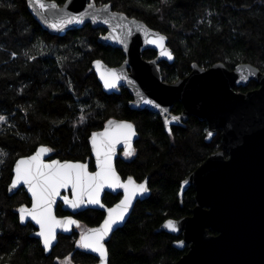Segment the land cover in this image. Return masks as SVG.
Returning <instances> with one entry per match:
<instances>
[{
    "label": "trees",
    "instance_id": "1",
    "mask_svg": "<svg viewBox=\"0 0 264 264\" xmlns=\"http://www.w3.org/2000/svg\"><path fill=\"white\" fill-rule=\"evenodd\" d=\"M59 4L64 0H55ZM145 22L167 37L174 59L160 63L167 82L188 74L191 63L209 67L223 62L232 69L248 62L264 72V0H94ZM105 30L90 24L58 36L44 30L27 8L26 0H0V264H59L69 256L74 264H93L97 258L79 247V236L97 225L104 213L86 209L75 215L79 226L69 235H58L49 254L33 233L31 222L22 223L18 208L29 205L23 188L9 194L7 187L18 157L39 145L51 158L93 159L88 137L110 118L133 122L138 137L133 154L119 151L116 169L122 177L147 179L149 195L137 200L123 226L106 242L109 264H174L184 252L173 246L175 235L159 231L168 218L191 213L194 188L180 201V183L211 153L222 148L218 130L207 142V124L194 115L167 132L161 117L150 110L129 107L125 87L106 93L92 62L110 66L124 60L121 49L103 45ZM155 51H143L151 58ZM250 81L241 91L256 88ZM182 108L175 101L172 112ZM83 117V120L81 118ZM225 156L227 152H225ZM115 200L105 193L103 201ZM57 215L67 214L58 204Z\"/></svg>",
    "mask_w": 264,
    "mask_h": 264
},
{
    "label": "water",
    "instance_id": "2",
    "mask_svg": "<svg viewBox=\"0 0 264 264\" xmlns=\"http://www.w3.org/2000/svg\"><path fill=\"white\" fill-rule=\"evenodd\" d=\"M39 3H43L44 8H40ZM26 4L39 25L54 35L62 36L68 30L80 28L85 24L105 30L99 35L98 41L103 45L119 48L124 54L123 62L117 66H110L101 59L92 62L97 80L106 93H118L121 87H125L132 97L128 103L129 107L157 113L166 131L170 130L171 124H180L190 115L206 122L205 141L209 142L217 130H220L222 148L209 154L180 183L179 199H182L183 192L190 185L194 187L195 206L191 209V214L176 219L168 218L158 227L159 231L173 235L181 234V238L173 242L177 249L182 250L188 244L187 252L174 264H264V72L248 62L238 63L232 69L220 61L209 67L193 62L185 77L167 82L163 80L159 65L160 61L172 62L174 59L172 50L167 45V37L150 28L142 20L112 9L108 2L97 4L94 0H65L61 4L55 0H26ZM70 19L71 23L68 22ZM81 20L82 23L78 22ZM159 36L165 37L163 49L159 42H151L158 40ZM146 49L154 50L155 56L145 59L142 53ZM162 50L170 52L171 58L162 55ZM113 72L119 80L115 87L106 88L102 77ZM249 81H255L258 86L246 92L234 89L235 85L245 87ZM175 101H180L182 105L178 114L171 112ZM110 121L113 124L110 125ZM120 122L131 124L134 132L128 145L121 139L111 149L112 166L120 182L126 183L129 177L123 179L115 163L119 150L126 152L130 147L132 151L138 137L135 125L127 119L110 117L101 129L90 133L88 142L93 159L92 170L88 161L51 158L49 151L41 156V160L46 164L53 160L60 163H81L87 165L89 173H95L100 169L92 136L94 133H103L105 129L114 128ZM41 147L48 149L45 145H39L32 153L15 160L7 187L9 194L23 188L30 204L22 206L29 209L32 207V194L28 186L21 182L11 190L10 187L16 175L17 162L35 155ZM225 152L228 153L227 157ZM131 178L137 185L145 184L147 191L137 193L124 220L115 225L113 231L105 237V247L112 233L126 222L136 201L149 195L146 179L137 181ZM105 192L120 193L121 197L116 203L108 206L102 201ZM75 199L71 185L59 189V194L53 198L52 215L61 221L70 217L77 223L68 226L67 230L58 226L55 229L56 240L50 249H45L43 238L37 235L40 231L39 224L31 217L25 218L23 223L31 222L35 227L33 235L40 240L45 254L51 252L59 234L68 235L79 226V220L74 217L78 212L86 209L104 212L103 219L97 225L85 229L81 235L101 227L108 217V210L115 208L124 199V189L105 185L99 194L100 204L85 202L74 208L70 202ZM84 199L86 201L87 197ZM58 203L69 214L58 216ZM168 221L174 222L176 230L166 226ZM209 228L217 232V235H209ZM84 250L97 258L93 264H102L98 253Z\"/></svg>",
    "mask_w": 264,
    "mask_h": 264
},
{
    "label": "snow or ice",
    "instance_id": "3",
    "mask_svg": "<svg viewBox=\"0 0 264 264\" xmlns=\"http://www.w3.org/2000/svg\"><path fill=\"white\" fill-rule=\"evenodd\" d=\"M39 2V0H37ZM40 8H44L43 3H39ZM69 23L72 22L70 19ZM78 22H83L78 21ZM165 37L159 36L158 40H152V43L159 42L163 49V41ZM162 55L171 58V53L162 50ZM99 63V62H97ZM106 88H113L119 77L113 72L109 76L102 77ZM149 103H151L149 101ZM174 119H177L174 117ZM6 117L0 115V121H5ZM83 120V117L81 118ZM113 124V122H109ZM134 135L133 126L127 122H120L114 128L105 129L103 133H94L92 136L93 148L97 155V164L99 171L89 173L87 165L81 163H60L53 160L46 164L41 160V156L50 151L45 147H41L35 155L17 162L15 168V178L12 181L10 190L17 185L26 184L32 194V207L21 206L19 208L20 221L23 223L26 217H31L40 226L37 233L43 238L45 249H50L56 240L55 229L58 226L64 227L77 223L70 217L65 220H57L51 211L53 198L59 194V189L71 185L76 199L71 201L72 207H79L87 202L90 204H100L99 194L105 185L109 187H122L124 189V199L115 208L108 210V217L104 220L101 227L91 229L87 234H82L79 247L89 249L99 254L102 264H108V250L105 247L104 240L109 233L113 231L115 225L124 220L125 214L131 207L132 200L137 193L147 191L145 184L137 185L135 181L129 177L126 183H121L115 169L112 166L111 149L121 139L126 145L129 144L130 137ZM99 137V139H98ZM130 150L126 151V155H132ZM87 197L85 201L84 197ZM67 200V198H65ZM102 206V205H101ZM167 227L176 230L173 221L167 222Z\"/></svg>",
    "mask_w": 264,
    "mask_h": 264
},
{
    "label": "flooded vegetation",
    "instance_id": "4",
    "mask_svg": "<svg viewBox=\"0 0 264 264\" xmlns=\"http://www.w3.org/2000/svg\"><path fill=\"white\" fill-rule=\"evenodd\" d=\"M64 1H65V0H64ZM104 32H105V31H104ZM104 32H103V33H104ZM98 37H99V36H98ZM146 50H147V49H146ZM151 50H152V49H151ZM144 51H145V50H144ZM153 51H154V50H153ZM155 54H156V52H155ZM155 54H154L151 58H153V57L155 56ZM151 58H148V59H151ZM145 59H147V58H145ZM163 61H164V60H163ZM163 61H160V62H159V65H160V63L163 62ZM122 62H123V61H122ZM166 62H167V61H166ZM168 63H171V62H168ZM160 68H161V66H160ZM190 70H191V69H190ZM189 72H190V71H189ZM189 72H188V73H189ZM161 75H162V74H161ZM162 77H163V76H162ZM184 77H185V76H184ZM181 78H182V77H181ZM163 80H164V79H163ZM164 81H165V80H164ZM172 82H173V81H172ZM249 82H250V81H249ZM249 82H248V83H249ZM247 85H248V84H247ZM247 85H246L245 87H247ZM245 87H242V86H236V85H235V86H234V89H235V88H245ZM121 88H122V87H121ZM253 89H254V88H253ZM235 90H236V91H241V90H239V89H235ZM247 90H251V89H247ZM247 90H245V91H241V92H246ZM172 107H173V106H172ZM181 109H182V108H181ZM180 111H181V110H180ZM180 111H179V112H180ZM171 112H172V108H171ZM179 112H178V113H179ZM172 113H174V112H172ZM178 113H175V114H178ZM182 122H183V121H182ZM182 122H181V123H182ZM162 123H163V122H162ZM181 123H180V124H181ZM172 125H173V124H171L170 127H171ZM177 125H178V124H177ZM164 128H165V127H164ZM169 129H170V128H169ZM169 131H170V130H169ZM169 131H167V132H169ZM217 131H218V130H217ZM219 131H220V130H219ZM216 133H217V132H216ZM119 151H121V150H119ZM122 151H123V149H122ZM225 154H226V153H225ZM227 156H228V153H227L226 157H227ZM91 170H92V169H91ZM119 174H120V173H119ZM120 175H121V174H120ZM121 177H122V176H121ZM122 178L125 179V178H127V177H125V178L122 177ZM135 180H136V179H135ZM146 180H147V179H146ZM190 186L193 187L192 185H190ZM193 188H194V187H193ZM105 193H109V192H105ZM105 193H104V195H105ZM110 194H112V193H110ZM194 194H195V191H194ZM104 195H103V196H104ZM112 195L114 196L115 200H114L111 204H106V205H108V206H111V205H113L114 203H116V202L120 199V197H121V194H120V193H118V194H112ZM178 198H179V197H178ZM179 200L181 201L182 199H179ZM102 201H103V198H102ZM103 202H104V201H103ZM194 202H195V201H194ZM29 204H30V203H29ZM58 204H60V203H58ZM57 206H58V205H57ZM60 206H61V204H60ZM194 206H195V204H194ZM194 206H193V207H194ZM193 207H192V208H193ZM56 209H57V208H56ZM62 210H63V209H62ZM63 211H64V210H63ZM64 212H67V211H64ZM78 213H79V212H78ZM103 213H104V212H103ZM56 214H57V213H56ZM67 214H69V213L67 212ZM67 214L58 215V216H64V215H67ZM76 214H77V213H76ZM76 214H74V217H75ZM190 214H191V213H190ZM190 214H189V215H190ZM103 216H104V215H103ZM185 216H187V215H185ZM102 219H103V218H102ZM175 219H176V218H175ZM79 224H80V223H79ZM75 228H76V227H75ZM208 230H209V233H208L209 235H214V236L217 235V232H215L214 230H212V229H210V228H209ZM82 232H83V231H82ZM82 232H81V233H82ZM71 233H72V231H71ZM71 233H70V234H71ZM59 235H60V234H59ZM61 235H63V234H61ZM68 235H69V234H68ZM80 235H81V234H80ZM175 236H176V238H175L174 241L179 240V239L181 238V234H179V235H175ZM79 237H80V236H79ZM179 250H180V249H179ZM182 250L184 251V252L182 253V255H183V254L186 253L187 250H188V244L185 245V247H184ZM182 255H181V256H182ZM181 256H180V257H181ZM180 257H179V258H180ZM175 262H176V261H175Z\"/></svg>",
    "mask_w": 264,
    "mask_h": 264
},
{
    "label": "rangeland",
    "instance_id": "5",
    "mask_svg": "<svg viewBox=\"0 0 264 264\" xmlns=\"http://www.w3.org/2000/svg\"><path fill=\"white\" fill-rule=\"evenodd\" d=\"M59 264H74L69 256L64 257L63 259L58 260Z\"/></svg>",
    "mask_w": 264,
    "mask_h": 264
}]
</instances>
